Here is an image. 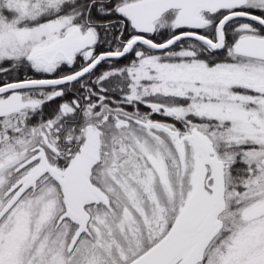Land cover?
Listing matches in <instances>:
<instances>
[{
    "label": "snow or ice",
    "instance_id": "6c2138e0",
    "mask_svg": "<svg viewBox=\"0 0 264 264\" xmlns=\"http://www.w3.org/2000/svg\"><path fill=\"white\" fill-rule=\"evenodd\" d=\"M0 264H264V0H0Z\"/></svg>",
    "mask_w": 264,
    "mask_h": 264
}]
</instances>
